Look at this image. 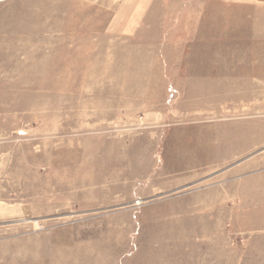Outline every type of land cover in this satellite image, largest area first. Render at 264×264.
Returning a JSON list of instances; mask_svg holds the SVG:
<instances>
[{
	"label": "rangeland",
	"instance_id": "rangeland-1",
	"mask_svg": "<svg viewBox=\"0 0 264 264\" xmlns=\"http://www.w3.org/2000/svg\"><path fill=\"white\" fill-rule=\"evenodd\" d=\"M0 264H264V0H0Z\"/></svg>",
	"mask_w": 264,
	"mask_h": 264
},
{
	"label": "crops",
	"instance_id": "crops-1",
	"mask_svg": "<svg viewBox=\"0 0 264 264\" xmlns=\"http://www.w3.org/2000/svg\"><path fill=\"white\" fill-rule=\"evenodd\" d=\"M225 1H229V2H232V3H236V4H241V5H247V4H250L251 0H225ZM254 2L256 0H253Z\"/></svg>",
	"mask_w": 264,
	"mask_h": 264
}]
</instances>
